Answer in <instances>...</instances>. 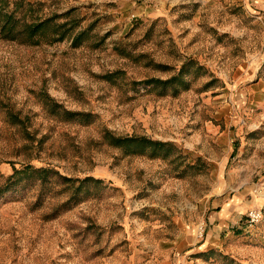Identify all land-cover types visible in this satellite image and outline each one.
Returning a JSON list of instances; mask_svg holds the SVG:
<instances>
[{
  "label": "rangeland",
  "instance_id": "374dc122",
  "mask_svg": "<svg viewBox=\"0 0 264 264\" xmlns=\"http://www.w3.org/2000/svg\"><path fill=\"white\" fill-rule=\"evenodd\" d=\"M7 2L27 22L74 29L0 38V188L27 165L103 183L12 180L0 264H264V220L250 227L249 210L227 229L211 217L235 195L264 212V0ZM188 62L186 86L142 83ZM113 137L169 148L132 152ZM210 237L218 248L201 253Z\"/></svg>",
  "mask_w": 264,
  "mask_h": 264
},
{
  "label": "trees",
  "instance_id": "16d2710c",
  "mask_svg": "<svg viewBox=\"0 0 264 264\" xmlns=\"http://www.w3.org/2000/svg\"><path fill=\"white\" fill-rule=\"evenodd\" d=\"M56 18H47L43 21L36 22H27L23 18H19L16 16L14 11L8 10V2L7 0H0V38L10 40V41H23V42H33L34 39L46 31L49 27L55 26L57 29L55 34L58 35V39L56 41H62L73 29L74 27H69V24H55ZM67 28V32L60 33L62 28ZM65 33V34H64ZM79 34L76 38H74L73 43L77 44ZM194 65L193 62L186 63L178 76L172 77L169 80L162 81L158 79H149L145 82H142L145 86L152 85L155 88L162 89L166 91L169 88H173L175 86H186L185 82H183L182 76L185 75L189 70V67ZM141 83V84H142ZM55 107H59L56 103ZM66 112V111H65ZM70 117L77 116L80 114H74L71 112H66ZM113 144L115 146H124L128 148H132V152H137L138 150L151 149L153 151L168 149L169 145L167 143L155 142L147 138L142 137H132V138H122V137H113ZM134 148V149H133ZM22 174L27 175H36L42 183L46 182L47 179L58 177V179L63 180L64 183H74L79 182L80 185L78 187V192L83 189V185L86 182L92 181L96 185L102 184V180L94 179V178H86L82 181L79 179H73L70 177H66L61 175L58 171L51 168H34L31 165L25 166L23 169H15L14 173L9 177L8 183L5 187L0 188L1 193H5L10 189L12 185V180L17 181V178ZM20 181V180H19Z\"/></svg>",
  "mask_w": 264,
  "mask_h": 264
},
{
  "label": "crops",
  "instance_id": "0c3cea01",
  "mask_svg": "<svg viewBox=\"0 0 264 264\" xmlns=\"http://www.w3.org/2000/svg\"><path fill=\"white\" fill-rule=\"evenodd\" d=\"M240 197L242 196H228L215 202L214 207L216 208V211H213V215H211V217L215 215V219L220 228H234L241 221L242 213H247L249 210L254 208L263 209V206H261L262 203L258 198H254L252 202L248 204L242 202ZM209 234L212 235V233ZM214 247L218 248V245L213 243L212 238L210 237L208 240H204L203 244L199 247V251L201 253H208V250Z\"/></svg>",
  "mask_w": 264,
  "mask_h": 264
},
{
  "label": "built area",
  "instance_id": "2783aa9c",
  "mask_svg": "<svg viewBox=\"0 0 264 264\" xmlns=\"http://www.w3.org/2000/svg\"><path fill=\"white\" fill-rule=\"evenodd\" d=\"M263 217H264V212L262 209H252L247 213L246 221L250 227H253L259 224L263 220ZM200 231L201 234L204 233L203 228H201Z\"/></svg>",
  "mask_w": 264,
  "mask_h": 264
}]
</instances>
